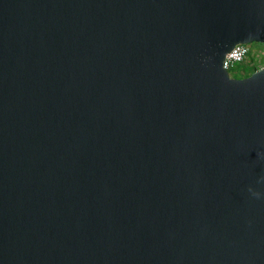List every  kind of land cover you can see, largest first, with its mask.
Here are the masks:
<instances>
[{
	"label": "water",
	"instance_id": "obj_1",
	"mask_svg": "<svg viewBox=\"0 0 264 264\" xmlns=\"http://www.w3.org/2000/svg\"><path fill=\"white\" fill-rule=\"evenodd\" d=\"M252 42L264 0H0V264H264Z\"/></svg>",
	"mask_w": 264,
	"mask_h": 264
},
{
	"label": "built area",
	"instance_id": "obj_2",
	"mask_svg": "<svg viewBox=\"0 0 264 264\" xmlns=\"http://www.w3.org/2000/svg\"><path fill=\"white\" fill-rule=\"evenodd\" d=\"M255 52H263L262 50H253L250 44H238L230 52H228L225 60L224 67L231 75L232 72H241V76L246 74L247 66L252 68H259L256 63L250 62L249 57ZM261 67V66H260ZM233 76V75H231ZM239 77V76H234Z\"/></svg>",
	"mask_w": 264,
	"mask_h": 264
},
{
	"label": "rangeland",
	"instance_id": "obj_3",
	"mask_svg": "<svg viewBox=\"0 0 264 264\" xmlns=\"http://www.w3.org/2000/svg\"><path fill=\"white\" fill-rule=\"evenodd\" d=\"M250 45L252 46L253 50H262L263 52H261V53H259V52L253 53L249 57V61L256 63V65L258 67L263 66L264 65V44L263 43H259V42H252V43H250ZM254 71L255 70H253V71L251 70L250 66H247L246 74H251ZM231 75L241 77V72L237 71L235 73V72L231 71Z\"/></svg>",
	"mask_w": 264,
	"mask_h": 264
},
{
	"label": "clouds",
	"instance_id": "obj_4",
	"mask_svg": "<svg viewBox=\"0 0 264 264\" xmlns=\"http://www.w3.org/2000/svg\"><path fill=\"white\" fill-rule=\"evenodd\" d=\"M260 181H261V182H264V176H262V177L260 178ZM249 191H253V190L250 188ZM253 195H255V196H259L260 193H258V192H254V191H253Z\"/></svg>",
	"mask_w": 264,
	"mask_h": 264
},
{
	"label": "trees",
	"instance_id": "obj_5",
	"mask_svg": "<svg viewBox=\"0 0 264 264\" xmlns=\"http://www.w3.org/2000/svg\"><path fill=\"white\" fill-rule=\"evenodd\" d=\"M255 69H256V68H252L251 70L253 71V70H255ZM248 75H249V74H245L244 77H245V76H248Z\"/></svg>",
	"mask_w": 264,
	"mask_h": 264
},
{
	"label": "flooded vegetation",
	"instance_id": "obj_6",
	"mask_svg": "<svg viewBox=\"0 0 264 264\" xmlns=\"http://www.w3.org/2000/svg\"><path fill=\"white\" fill-rule=\"evenodd\" d=\"M241 77H244V76H241Z\"/></svg>",
	"mask_w": 264,
	"mask_h": 264
}]
</instances>
